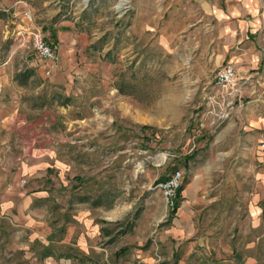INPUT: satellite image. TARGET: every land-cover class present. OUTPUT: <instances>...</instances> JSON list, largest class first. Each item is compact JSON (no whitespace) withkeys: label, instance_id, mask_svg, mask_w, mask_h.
I'll list each match as a JSON object with an SVG mask.
<instances>
[{"label":"rangeland","instance_id":"1","mask_svg":"<svg viewBox=\"0 0 264 264\" xmlns=\"http://www.w3.org/2000/svg\"><path fill=\"white\" fill-rule=\"evenodd\" d=\"M116 1L55 0L86 37L58 82L56 50L48 72L14 80L31 70V33L50 29L18 30L26 16L4 38L0 21V69L13 77L0 89L15 120L13 159L0 160V264H264V130L253 124L264 114L245 92L262 103L259 81L237 75L238 92L223 93L212 49L165 50L162 9L148 34L134 28L136 0L122 16ZM177 170L172 214L158 181Z\"/></svg>","mask_w":264,"mask_h":264},{"label":"crops","instance_id":"2","mask_svg":"<svg viewBox=\"0 0 264 264\" xmlns=\"http://www.w3.org/2000/svg\"><path fill=\"white\" fill-rule=\"evenodd\" d=\"M159 8L167 19L162 26H165V31L161 33L160 43L165 50H173L174 43L183 44L185 48L195 44L203 51L212 49L213 56L208 58L209 63L220 67L234 66L241 81H259L261 87L258 90L264 98V0H136V10L143 20L139 22L140 17L136 14L134 28L157 34L162 28L158 19ZM43 13L52 15L41 18ZM26 16L30 20L33 17V21L26 26H19L18 30L36 24L44 26L45 31L48 28L51 31L48 37L44 36L59 56L58 63L52 69L54 80L58 82L62 67L67 62L71 64L73 60L77 66L79 43L86 38L80 32L79 18L70 17L67 9L61 10L55 0H0V21L6 24L2 36H8V25H14L10 27L13 30L19 22H24ZM180 35H184L187 41L178 39ZM32 56L33 59L29 61L31 70L35 74L48 72L50 63L40 59L35 51ZM9 62L5 61L4 65L7 66ZM9 77L13 78L12 74L8 75L7 69H0V86ZM246 89V94L251 98V112H255L256 108L257 113L264 114V101L256 103V90ZM1 94L0 89V145L3 147L0 160L2 157L7 160V156L12 160V153L8 154L6 149L10 141L8 132L15 122L14 112L10 108L8 110ZM253 124L256 129L264 130V116L261 122L254 121ZM260 151L264 156L261 148Z\"/></svg>","mask_w":264,"mask_h":264},{"label":"built area","instance_id":"3","mask_svg":"<svg viewBox=\"0 0 264 264\" xmlns=\"http://www.w3.org/2000/svg\"><path fill=\"white\" fill-rule=\"evenodd\" d=\"M112 8L118 16L128 14L133 10V0H117ZM31 45L38 57L46 62L55 63L58 56L49 43L46 41L41 30L35 29L31 33ZM215 86L227 95L236 94L237 71L234 66H224L217 69L214 77ZM261 150L264 151V140L261 143ZM183 183V173L180 170L175 171L172 176L159 184L164 200L170 210L175 208V202L178 199V191Z\"/></svg>","mask_w":264,"mask_h":264},{"label":"trees","instance_id":"4","mask_svg":"<svg viewBox=\"0 0 264 264\" xmlns=\"http://www.w3.org/2000/svg\"><path fill=\"white\" fill-rule=\"evenodd\" d=\"M34 75H35V72H34L33 70H27V71H25V72H23V73H22V72L18 73V74L15 76L14 80L17 81L20 85L25 86V85L28 84V82L30 81V79H31ZM69 102H70V101H69V98H66V99H64V101H63L60 105H62V106H67V105H69ZM174 172H175V171H173V172L171 173V175H170L167 179H165V178L160 179V181H158V182H159L158 184H160V183H162V182L168 180V179L172 176V174H173ZM183 190H184V186L182 185L181 188H180L179 191H178V199H177V201L175 202V208L172 210V214L176 213V211H177L178 208H179V204H180V202L182 201V192H183Z\"/></svg>","mask_w":264,"mask_h":264}]
</instances>
